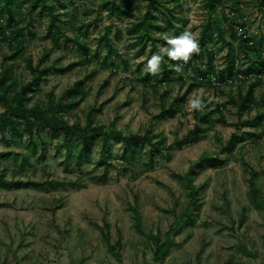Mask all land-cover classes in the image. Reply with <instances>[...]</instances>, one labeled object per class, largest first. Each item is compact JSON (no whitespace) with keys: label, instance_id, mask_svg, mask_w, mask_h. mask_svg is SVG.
I'll return each mask as SVG.
<instances>
[{"label":"rangeland","instance_id":"1","mask_svg":"<svg viewBox=\"0 0 264 264\" xmlns=\"http://www.w3.org/2000/svg\"><path fill=\"white\" fill-rule=\"evenodd\" d=\"M240 1L236 18H223L224 24L243 22L264 48V4ZM65 3V7H56L68 26V35H77L74 28L84 25L86 35L81 41L96 54L90 62L81 63V49L73 40L53 50L47 64L56 68L29 93L28 103L41 101L49 92L57 97L84 77L88 93L70 105L73 107L66 113L70 121L78 118L83 123L89 106L95 105L97 122L131 131L150 128L153 138L164 147L154 151L153 164L147 165L146 144H140L130 162H121L118 142L112 144L106 159L98 158L99 145L95 144L91 161H84L80 171L71 172L64 169V148L55 152L48 145L44 160L37 159L38 153L27 159L23 155L15 158L17 152L24 151V145L18 138L7 142L0 136V169L6 179L51 182L45 188L0 186V264H263L264 208L253 202L249 190L256 187L259 197H264V123L254 121L264 109L258 104L259 98H264V76L255 86L248 112L239 114L229 103L222 110L224 122L208 126L195 142L167 148L192 126V100L205 96L215 103L226 100L238 89L244 92L247 81L233 80L218 90L205 85L193 88L187 91L185 103L174 109L176 116L162 118L158 115L161 104L168 107L171 99L184 91L185 84L157 85V92L166 89L164 99L142 85L138 75L144 74L145 61L156 52L149 48V41L144 48L135 42L133 28L140 14L135 6L121 16H112L104 0ZM173 4L171 0H161L159 6L152 4L151 18L162 22L160 9ZM230 5H219L216 11L227 12ZM176 11L183 16L175 21L178 35L187 30L197 41L200 23L207 14L205 0H183ZM46 25L43 17L33 27V35H26L25 56L31 55L34 63L43 47L50 45ZM106 26L111 27L109 35L115 46L109 56L101 39ZM115 28L119 29L117 35ZM166 34L176 36L169 31ZM211 43L209 51H204L197 41L200 55L193 56L198 51L189 54L193 64L211 58L217 68L225 65L226 47ZM234 43L242 55L236 38ZM156 44L159 50L171 47L162 40ZM6 52V45L0 43V60ZM120 58L126 61L125 67ZM5 63H14L17 84L28 79L24 58L7 59ZM177 119L183 122L179 131L175 129ZM232 132L241 138L229 152L223 146ZM205 153L216 156L217 161L198 168L192 178V196L185 174ZM223 159L227 160L222 163ZM101 173L106 175L104 180L93 178ZM186 211L192 213L190 220ZM148 231L159 233L161 241L173 243L160 259L147 244Z\"/></svg>","mask_w":264,"mask_h":264},{"label":"trees","instance_id":"2","mask_svg":"<svg viewBox=\"0 0 264 264\" xmlns=\"http://www.w3.org/2000/svg\"><path fill=\"white\" fill-rule=\"evenodd\" d=\"M70 4L75 5L74 0H67ZM173 5L160 9L162 22H156L151 18V5L159 6L161 0H148L143 4V0H104L107 5L109 14L112 16H121L129 11L132 5L138 13V21L134 25L135 42H141L140 47L144 48L149 41V48L156 53H160L156 42L162 40L167 43L166 37H169L168 31L178 35L176 20L183 19L181 13L176 11V7H182L183 0H171ZM264 4V0H259ZM230 4L229 11L221 9L216 11L217 6ZM65 7V0H0V43H4L7 52L2 54L0 60V102L3 105L0 111V136L7 142L14 141L16 138L24 145V151L17 152L14 156L17 158L23 155L29 158L37 154V159L44 160L47 157L46 149L48 145L59 152L61 148L64 151L61 154L64 169L75 171L81 169L84 161H91V151L95 144L99 145L98 158L106 159L107 154L114 142H118L121 147V162H130L132 153L140 146L146 144L147 159L145 164H153L155 156L154 151L160 152L164 147L161 142L154 139L151 129L143 131H131L127 128H117L114 125L106 126L96 121L95 105L89 106L85 113L84 122L76 118L70 121L66 113L73 107L70 105L77 104L84 99L88 93L86 79L84 77L73 81L57 97L49 92L44 99L29 104L31 93L45 79L47 73L53 67L47 64L50 53L62 46H67L69 41H75L78 48L81 49L83 58L81 63H88L95 56V51L90 49L81 41L86 35V29L79 25L74 28L77 35L70 37L68 35V26L65 20L61 18V12L58 7ZM145 6L143 12L142 7ZM206 17L200 23V29L197 35L199 48L209 51V44L217 43L226 47L224 54L225 65L217 68L212 59L205 62L193 64L191 57L187 61L182 58L172 59L166 53H160L162 60L159 63V70L155 73L147 71V62L145 61V72L139 73L138 77L142 85L153 89L155 92L157 85L166 84L167 82H177L179 85L185 84L182 93H177L170 101L168 107L161 104L158 115L162 118L176 116L174 109L178 105H183L186 101L187 91L199 87L207 86L213 89H219L222 85L233 80L240 82L247 81L246 89L242 92L238 89L235 96H229L226 100L214 102L212 99L207 101V97L199 100V108L192 107L190 110L193 123L185 132V135L165 147H181L183 143L195 142L200 139L208 126L217 121L224 122L225 117L222 110L227 104H233L237 107L238 113L248 112L252 108L254 100L255 86L263 82L264 76V48H260L256 36L248 33L243 22L231 23L225 25L223 18H236L237 12L241 8L240 0H205ZM220 16V17H219ZM43 17L46 20L47 36L50 41L49 46H44L39 53L36 62H33L31 55L25 56L26 35H33V27L36 26ZM241 28V32H239ZM111 27L106 26L101 34L103 40L102 48L106 49L109 56L114 50L110 38ZM115 33L119 29L115 28ZM159 31V34L155 33ZM229 31V36L227 32ZM240 44L242 55L237 53V47L234 39ZM199 51L193 56H199ZM22 57L25 59V67L29 70V77L24 82L17 84L14 76V63H5L7 59ZM123 66L126 61L120 58ZM175 63V65H172ZM113 64V62H111ZM177 65L180 69L177 70ZM139 72L140 69H138ZM160 99H164L166 89L157 92ZM258 104L264 108V98H259ZM257 124L264 123V109L254 116ZM183 122L177 119L175 123L176 131H179ZM241 138L240 134L232 132L225 141L223 149L231 152L237 146ZM227 159H223L224 163ZM217 161L216 156L208 153L198 157L187 174V186L191 189V195L195 194V188L192 184L193 175L198 168L204 163H214ZM252 170V169H250ZM96 180H104L105 173L93 175ZM49 180H21L6 179L4 172L0 169V186L28 184L33 187L45 188ZM249 196L258 205L264 208V197H259L256 187H251ZM192 213L185 212V216L191 219ZM146 240L154 257L160 259L166 251L173 245L171 241H161L159 233L148 231ZM264 264V259H263Z\"/></svg>","mask_w":264,"mask_h":264},{"label":"clouds","instance_id":"3","mask_svg":"<svg viewBox=\"0 0 264 264\" xmlns=\"http://www.w3.org/2000/svg\"><path fill=\"white\" fill-rule=\"evenodd\" d=\"M168 45L171 47H161L160 53H166L167 56L172 59L182 58L184 61L189 59V54L198 51L197 41L194 39L193 34L187 30L183 31L178 36L166 37ZM160 53H153L147 62V71L155 73L158 71V66L162 60ZM177 70L180 69V65H177ZM192 107L199 108L201 101L197 98L191 101Z\"/></svg>","mask_w":264,"mask_h":264}]
</instances>
